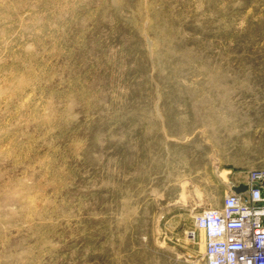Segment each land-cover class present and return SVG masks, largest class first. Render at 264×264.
I'll use <instances>...</instances> for the list:
<instances>
[{"label":"rangeland","instance_id":"1","mask_svg":"<svg viewBox=\"0 0 264 264\" xmlns=\"http://www.w3.org/2000/svg\"><path fill=\"white\" fill-rule=\"evenodd\" d=\"M261 170L264 0H0V264H207Z\"/></svg>","mask_w":264,"mask_h":264},{"label":"built area","instance_id":"2","mask_svg":"<svg viewBox=\"0 0 264 264\" xmlns=\"http://www.w3.org/2000/svg\"><path fill=\"white\" fill-rule=\"evenodd\" d=\"M263 184L264 170L250 172L230 187L221 208L207 219V264H264ZM241 185L246 191H233Z\"/></svg>","mask_w":264,"mask_h":264},{"label":"water","instance_id":"3","mask_svg":"<svg viewBox=\"0 0 264 264\" xmlns=\"http://www.w3.org/2000/svg\"><path fill=\"white\" fill-rule=\"evenodd\" d=\"M264 186V184H263ZM233 191H235L236 193H242L244 191H246V187L241 185V186H238V187H233Z\"/></svg>","mask_w":264,"mask_h":264}]
</instances>
